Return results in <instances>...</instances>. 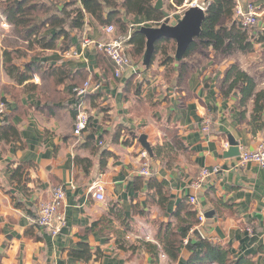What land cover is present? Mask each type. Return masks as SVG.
Instances as JSON below:
<instances>
[{
    "label": "crops",
    "instance_id": "1",
    "mask_svg": "<svg viewBox=\"0 0 264 264\" xmlns=\"http://www.w3.org/2000/svg\"><path fill=\"white\" fill-rule=\"evenodd\" d=\"M248 1L258 13V22L250 31L251 48L225 51L199 46L178 66L174 63L176 69L170 80L165 77V65L156 64L153 59L146 72L132 74L134 87L130 86L127 92L126 78L130 75L112 77L98 60L96 49L80 57H69V51L79 48L78 35L72 37L70 50H46L33 58L52 66L65 65L72 74L84 71L90 84L101 82L99 91L94 93L97 95L88 93L80 101L90 113L89 125L80 136L73 134L78 101L67 94L65 85L59 86L56 93L43 91L49 97L44 101L42 92L21 91L19 105L0 88V95L7 97V112H14L12 120L24 143L22 148H16L13 143L0 142V264H184L189 257L186 251L172 261L162 252L153 257L146 246L156 244L159 224L172 221L171 213L178 204L194 193L191 183L204 168L216 171L196 191L195 208L204 220L194 229L202 237L226 245L235 258L247 256L254 264H264V168L252 162L238 165L237 157H223L228 136L239 143V151H252L264 143V128L252 132L253 99L241 104L237 89L224 94L222 87L225 71L236 64L253 78L255 92L264 91V38L260 39V32L264 31V0ZM171 3L172 0H162V9L176 19L186 3L170 9ZM124 19L130 28L147 22L144 17ZM8 27L3 29L7 31ZM103 27L87 18L82 36L105 39ZM0 74L1 83L15 85L1 70V53ZM32 81L42 84L38 74ZM60 93L66 94L67 99L61 101ZM152 118L159 119L161 126L174 129L180 141L181 149L169 169L154 157L153 147L165 139L173 143L172 137H167ZM262 118L264 121V112ZM205 119L209 121L207 131L203 130ZM141 134L147 135L152 155L139 143ZM77 155L90 159L91 166L85 170L77 167ZM23 162H30L32 167L28 169L26 184H17L10 179L11 169ZM144 166L150 176L168 183L164 209L156 204V198L147 202L146 186L135 189L136 176L143 177L144 183L150 177L140 174ZM96 181L104 186L103 200L95 199L89 190ZM57 185L63 187L65 194L60 208L64 226L52 234L34 221L40 204L50 198L52 187ZM217 202L221 206L219 213ZM135 204L146 214H134ZM112 205L123 210L126 223L120 225L115 220V225L108 228L102 221V226L90 229ZM27 229L37 238L25 235ZM121 231L126 235L124 249H119L115 240ZM80 242L88 243L92 249V258L87 262L67 254Z\"/></svg>",
    "mask_w": 264,
    "mask_h": 264
},
{
    "label": "trees",
    "instance_id": "2",
    "mask_svg": "<svg viewBox=\"0 0 264 264\" xmlns=\"http://www.w3.org/2000/svg\"><path fill=\"white\" fill-rule=\"evenodd\" d=\"M185 1L187 0H172L169 8L182 6ZM203 1L207 3L206 19L203 22L200 35L189 45L184 57L199 46H212L216 50L224 49L225 51L234 49L245 51L251 48L250 31L255 25L242 26L240 20L234 17V0ZM155 2L156 0H0L1 16L21 43L18 47L2 44L4 48L1 50V70L16 86L1 83V90L11 96L19 105L18 95L21 91L42 92V94L40 93L41 99L44 101L49 97L43 91L56 93L59 86L65 85L68 89V95H72L76 101L83 102L84 96L88 93L82 96L76 95L74 88L82 87L86 82L84 71L72 74L65 65L52 66L46 62L35 61L33 58L46 50L57 49L61 52L70 50L73 47L72 37L78 35L80 41L83 37L82 31L86 19L91 18L97 25H112L115 36L127 35L130 32L128 52L131 58L138 62L144 50L145 37L139 31L134 30L135 26L130 28L124 17H144L148 22L159 23L163 19V15L161 10L154 8ZM263 38L264 31H261L260 39ZM174 51L175 41L173 39L160 38L154 44L152 61L155 54L162 55L164 60L161 63L165 65L167 80H170L172 72L176 69L173 58ZM97 52L98 60L105 66L106 71L115 78L114 65L111 60L103 52L99 50ZM182 68L183 66H180L179 69ZM35 74L39 75L41 85L32 81ZM133 77L135 76L130 75L126 78L128 85L126 92L132 84ZM91 82L96 83L98 80ZM45 87H47L46 90H44ZM222 87L225 88L223 89L224 94H229L237 89L241 95V104H245L250 98L253 99L250 116L252 132L262 130L264 128L262 118L264 91L255 92L253 78L239 65L232 64L224 73ZM60 94L61 98L59 99L61 101L67 99L66 94L65 96ZM6 98L5 95H0V100L5 101ZM13 114L14 112H7L6 110L0 115V142L13 143L16 148H22L24 143L18 126L12 120ZM172 142L165 139L161 144H156L153 147L154 157L164 162L167 169L171 168L173 162L176 161L178 149H181L177 136L173 137ZM106 153L108 152L102 154L105 155ZM74 163L77 167H82L83 170L91 166L90 159L78 155L75 156ZM104 164L105 161L102 160L100 166L103 167ZM31 167L30 162L19 163L11 169L10 179L17 184H24L28 180L27 172ZM143 180V177L136 176L134 179L135 189L146 186L148 190L147 202L156 198V204L164 209L168 200L167 181L165 179L159 180L153 176H150L145 183ZM215 208L219 213L221 210L220 202L215 204ZM132 211L134 214L142 216L146 214L138 204L132 207ZM171 216H173L172 221L159 224L156 244L147 243L146 249L153 257L156 258L162 252L170 260L177 261L182 252L186 251L189 257L184 264H254V260L247 256L235 258L226 245L214 243L208 238L195 237L192 230L199 225L200 221L195 205L188 200L180 202ZM115 220H118L120 225L126 223L123 210L112 205L107 213L92 223L90 229L99 227L102 221L106 222V227L110 228L115 225ZM25 235H32L35 239L37 238L35 234H31L30 229L25 231ZM123 236L126 237L125 233L121 231V234L115 237L119 249L125 248V237ZM67 254L83 262L89 261L93 255L91 247L86 242H80L76 248H70ZM96 255H98L97 251Z\"/></svg>",
    "mask_w": 264,
    "mask_h": 264
},
{
    "label": "built area",
    "instance_id": "3",
    "mask_svg": "<svg viewBox=\"0 0 264 264\" xmlns=\"http://www.w3.org/2000/svg\"><path fill=\"white\" fill-rule=\"evenodd\" d=\"M234 1V17L240 20L242 26L255 25L258 22V13L256 6L253 3L244 0ZM185 3L186 7L191 5H198L205 10L207 7V3L205 1L198 2L197 0H193L192 2H189V0H187L185 1ZM2 23L6 26L5 21H3ZM103 31L107 38L102 40L94 39L89 35H84L79 41V48L68 52L69 57H80L85 53H88L90 50L96 49L103 52L111 60L114 65V76L116 78H120L123 75L129 74V71L134 67V63L128 52V48L130 46L128 42L130 38V32L127 35L115 36L113 33L114 28L112 25L104 26ZM100 87L101 82L90 84L88 81H86L82 87L74 88V92L76 95L82 96L87 93H95L99 91ZM82 104L83 103H81L80 101L75 103L73 134L76 136H80L82 132L87 128L89 123L90 113L85 107H83ZM6 110V101L0 100V115L5 113ZM208 122L209 121L205 119L203 125L204 131H207L209 129ZM237 160L238 165L252 162L258 164L261 168H264V143H261L258 148L252 151L240 149ZM214 171H216V168H204L202 169L200 175L194 181H192L191 188L194 193L188 196V201L191 204L196 205L198 203L196 191L201 188V185L205 181L206 177ZM140 174L143 176H149L150 171L148 167L144 166V168L140 170ZM89 190L93 192V197L95 199H104V186L99 181L94 182L89 187ZM64 196V190L61 185L52 187L50 191V198L47 201L42 202L39 206L37 217L34 221L36 226L48 230L52 234H55L61 230V228L64 226V218L62 216V213L60 212V208ZM198 219L200 222L204 220V216L202 213H199Z\"/></svg>",
    "mask_w": 264,
    "mask_h": 264
},
{
    "label": "water",
    "instance_id": "4",
    "mask_svg": "<svg viewBox=\"0 0 264 264\" xmlns=\"http://www.w3.org/2000/svg\"><path fill=\"white\" fill-rule=\"evenodd\" d=\"M154 8L161 10L163 19L159 23L145 22L134 27L145 37V46L143 53L137 65L129 71V74H140L146 72L152 62L154 53V44L160 38L173 39L175 41V51L173 54L175 66H178L184 59V55L189 45L197 38L202 30L203 22L206 19V10L198 5L185 7L182 14L171 19L168 11L162 9V0H156ZM95 50V49H94ZM237 93H235L236 95ZM228 149L223 152L224 158L237 157L239 155V143L228 136ZM141 146L152 155V147L147 141V135L141 134L138 138ZM208 213L207 215H209ZM192 234L197 238H202L198 229H193Z\"/></svg>",
    "mask_w": 264,
    "mask_h": 264
},
{
    "label": "rangeland",
    "instance_id": "5",
    "mask_svg": "<svg viewBox=\"0 0 264 264\" xmlns=\"http://www.w3.org/2000/svg\"><path fill=\"white\" fill-rule=\"evenodd\" d=\"M193 0H189V2H192ZM201 1V0H200ZM198 1V2H200ZM189 7V6H187ZM182 14V13H181ZM1 8H0V25H2V22H3V17L1 18ZM7 25V24H6ZM8 26V25H7ZM6 28V26L3 24L2 26H0V36L2 35V32L3 31H6L5 29L3 28ZM2 44H5V45H15L16 47H18V45H21V43L16 39V37L13 35V32L10 30V28L8 27V30L6 32H3V35L0 37V53H1V50H2ZM154 61L157 63L159 62H162L164 60V58L162 57L161 54H155L154 55ZM133 63H134V66L138 64V62H135L134 59H132ZM2 86L1 82H0V87ZM156 110H158V106H154L153 107ZM157 114H158V111H157ZM156 118V116L154 117ZM152 118L154 121L157 122V126H159V129H161L162 132L166 133V136L171 138L172 137V141H173V137L175 136L174 135V129H171L169 127H166V126H161V122L159 121V119H154ZM180 150V149H178Z\"/></svg>",
    "mask_w": 264,
    "mask_h": 264
}]
</instances>
